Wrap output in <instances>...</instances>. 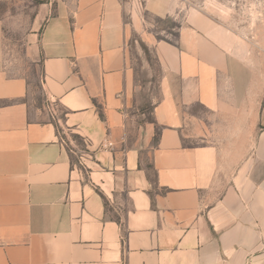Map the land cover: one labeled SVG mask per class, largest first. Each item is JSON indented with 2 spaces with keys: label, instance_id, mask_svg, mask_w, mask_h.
Returning <instances> with one entry per match:
<instances>
[{
  "label": "crops",
  "instance_id": "1",
  "mask_svg": "<svg viewBox=\"0 0 264 264\" xmlns=\"http://www.w3.org/2000/svg\"><path fill=\"white\" fill-rule=\"evenodd\" d=\"M41 1L40 105L0 19V264H264V39L182 0ZM132 33L159 71L145 102Z\"/></svg>",
  "mask_w": 264,
  "mask_h": 264
},
{
  "label": "rangeland",
  "instance_id": "2",
  "mask_svg": "<svg viewBox=\"0 0 264 264\" xmlns=\"http://www.w3.org/2000/svg\"><path fill=\"white\" fill-rule=\"evenodd\" d=\"M40 3L38 0H0V19L4 23L2 39L4 65L10 74L23 75L26 78L33 105L44 102L41 62L33 47L39 31L34 29L36 27L34 17ZM181 3L183 8L200 11L212 21L228 25L249 45L251 42L257 44L260 39H264V0H182ZM177 20L158 19L155 26L165 31L163 35L168 32L174 36ZM129 44L134 50L136 85L140 86L145 102L156 94L158 67L151 49L136 33L130 35ZM54 108L56 109L54 121H62V109L55 104ZM143 109L144 117L148 119L149 105ZM57 122L66 139L81 142L78 135L66 130Z\"/></svg>",
  "mask_w": 264,
  "mask_h": 264
},
{
  "label": "trees",
  "instance_id": "3",
  "mask_svg": "<svg viewBox=\"0 0 264 264\" xmlns=\"http://www.w3.org/2000/svg\"><path fill=\"white\" fill-rule=\"evenodd\" d=\"M39 2H42L41 0H38Z\"/></svg>",
  "mask_w": 264,
  "mask_h": 264
}]
</instances>
